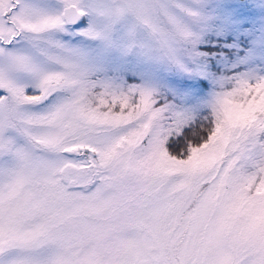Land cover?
<instances>
[{
  "label": "snow or ice",
  "instance_id": "1",
  "mask_svg": "<svg viewBox=\"0 0 264 264\" xmlns=\"http://www.w3.org/2000/svg\"><path fill=\"white\" fill-rule=\"evenodd\" d=\"M0 264H264V0H0Z\"/></svg>",
  "mask_w": 264,
  "mask_h": 264
}]
</instances>
